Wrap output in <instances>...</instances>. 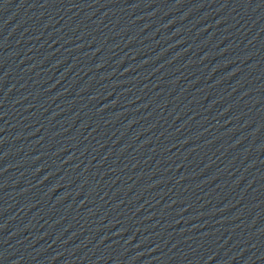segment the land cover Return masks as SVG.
<instances>
[{
  "label": "water",
  "instance_id": "obj_1",
  "mask_svg": "<svg viewBox=\"0 0 264 264\" xmlns=\"http://www.w3.org/2000/svg\"><path fill=\"white\" fill-rule=\"evenodd\" d=\"M183 264H264V0H189Z\"/></svg>",
  "mask_w": 264,
  "mask_h": 264
}]
</instances>
